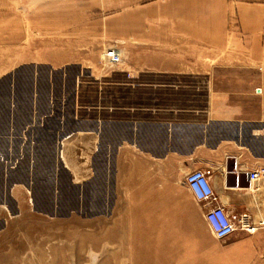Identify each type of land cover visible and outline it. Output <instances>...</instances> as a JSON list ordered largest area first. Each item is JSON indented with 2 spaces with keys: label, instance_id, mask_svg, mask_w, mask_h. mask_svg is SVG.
<instances>
[{
  "label": "crops",
  "instance_id": "0c3cea01",
  "mask_svg": "<svg viewBox=\"0 0 264 264\" xmlns=\"http://www.w3.org/2000/svg\"><path fill=\"white\" fill-rule=\"evenodd\" d=\"M0 25V231L40 247L38 205L58 207L64 168L88 190L91 240L175 188L184 225L191 208L212 237L186 241L187 264H264V180L248 174L264 166V0H0ZM195 169L253 231L211 233L213 203L185 182ZM72 211L53 226L75 231Z\"/></svg>",
  "mask_w": 264,
  "mask_h": 264
},
{
  "label": "rangeland",
  "instance_id": "374dc122",
  "mask_svg": "<svg viewBox=\"0 0 264 264\" xmlns=\"http://www.w3.org/2000/svg\"><path fill=\"white\" fill-rule=\"evenodd\" d=\"M4 58L0 56V61ZM75 180L78 182L73 184L67 170L60 169L58 207H53L51 199L38 205L46 215L45 222H39L40 231L33 233L44 240L40 247L30 248L27 242L19 238V230L0 231V237L5 234L4 240H7H0V263H3L4 256L12 255L20 256L21 261L25 260L21 264H187L191 261V252L197 249L189 247L186 241L212 239L191 208L188 226L184 225L183 190L173 188L171 191L157 192V199L150 202V207H146L150 208V212L144 211L145 208L139 209L138 213L141 214L133 217L134 223H128L126 216L122 217L123 223L117 227L128 230L101 232L100 229L95 231L94 227L91 240L89 235L85 234L83 215L86 204L90 206L89 202L92 201L86 203L88 190L83 180ZM68 210L76 212L72 211L71 214L77 222L76 227L73 226L76 230L72 229L71 234L63 229L64 225H61V229L54 227V222L49 218V214L59 212L63 221V216L68 215ZM97 227L99 228V225ZM228 239L230 238L226 240ZM31 258L36 262L27 263L26 260Z\"/></svg>",
  "mask_w": 264,
  "mask_h": 264
},
{
  "label": "built area",
  "instance_id": "2783aa9c",
  "mask_svg": "<svg viewBox=\"0 0 264 264\" xmlns=\"http://www.w3.org/2000/svg\"><path fill=\"white\" fill-rule=\"evenodd\" d=\"M102 58L110 64L117 63L120 59L119 52L115 47L106 48L102 53ZM248 174L251 180L263 181L264 166L253 168ZM185 182L193 196L198 201L213 203V205L204 213V217L208 228L216 238H226L238 228L246 231H253L255 229L254 225L250 224L247 213L241 214L238 217V224H236L225 211L223 206L214 204L217 202L218 196L206 172L200 169L192 170L187 173ZM258 225H264V221H260Z\"/></svg>",
  "mask_w": 264,
  "mask_h": 264
}]
</instances>
